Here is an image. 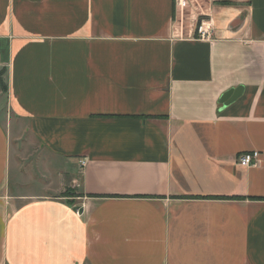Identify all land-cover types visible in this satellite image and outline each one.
I'll return each instance as SVG.
<instances>
[{
    "label": "crops",
    "instance_id": "1",
    "mask_svg": "<svg viewBox=\"0 0 264 264\" xmlns=\"http://www.w3.org/2000/svg\"><path fill=\"white\" fill-rule=\"evenodd\" d=\"M190 1L0 0V264H264V0Z\"/></svg>",
    "mask_w": 264,
    "mask_h": 264
},
{
    "label": "rangeland",
    "instance_id": "2",
    "mask_svg": "<svg viewBox=\"0 0 264 264\" xmlns=\"http://www.w3.org/2000/svg\"><path fill=\"white\" fill-rule=\"evenodd\" d=\"M188 9L186 10V14L188 12ZM5 98V95H0V104H2V106H4V103H6ZM3 108L5 109V107H2L0 109L1 116L4 112ZM25 126V122L20 121L18 127L12 128L14 131V138H12L11 161L13 163V167H18L21 171L19 174H17L19 175V181H21V183L23 182V180H27V178L24 177L27 175V173L28 178L30 175L32 177H35V179H39V177L45 176L47 174L42 169L43 165L41 161H39L41 159L40 156H42L38 155L39 142L28 131H25ZM38 181L40 180H35L33 182V186L31 187L32 191H36L40 188V184L42 183V181H40V183ZM53 182H58L56 176H53Z\"/></svg>",
    "mask_w": 264,
    "mask_h": 264
},
{
    "label": "built area",
    "instance_id": "3",
    "mask_svg": "<svg viewBox=\"0 0 264 264\" xmlns=\"http://www.w3.org/2000/svg\"><path fill=\"white\" fill-rule=\"evenodd\" d=\"M175 6L179 10L180 16L183 19V15H185L186 10L190 8L192 5L190 0H175ZM206 23L207 20L204 17H200V16L194 17L193 23L189 24L190 34L191 35L193 34V36L198 39L211 38L212 29L208 27ZM259 157H260V153L257 150H253L250 152H243L237 156V162L242 166H252L257 164ZM85 164H86V159L81 158L79 160V165L83 167L85 166Z\"/></svg>",
    "mask_w": 264,
    "mask_h": 264
},
{
    "label": "water",
    "instance_id": "4",
    "mask_svg": "<svg viewBox=\"0 0 264 264\" xmlns=\"http://www.w3.org/2000/svg\"><path fill=\"white\" fill-rule=\"evenodd\" d=\"M241 88L231 89L225 92L222 97L220 98V102L228 103L230 102L238 93Z\"/></svg>",
    "mask_w": 264,
    "mask_h": 264
},
{
    "label": "trees",
    "instance_id": "5",
    "mask_svg": "<svg viewBox=\"0 0 264 264\" xmlns=\"http://www.w3.org/2000/svg\"><path fill=\"white\" fill-rule=\"evenodd\" d=\"M4 72H5L4 68L0 69V88L2 91H6V84H5L4 79H3ZM68 190L69 189H67L65 191V193L69 192Z\"/></svg>",
    "mask_w": 264,
    "mask_h": 264
}]
</instances>
